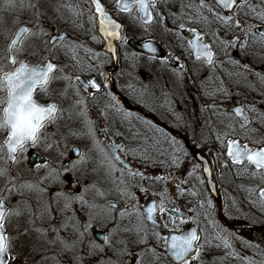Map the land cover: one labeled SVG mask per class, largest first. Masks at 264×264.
<instances>
[{
    "label": "flooded vegetation",
    "instance_id": "flooded-vegetation-1",
    "mask_svg": "<svg viewBox=\"0 0 264 264\" xmlns=\"http://www.w3.org/2000/svg\"><path fill=\"white\" fill-rule=\"evenodd\" d=\"M208 1L212 2V0ZM100 2L109 16L122 26V39L118 40L116 44V61L102 51L104 42L97 32V20L94 24L89 23L88 0H47L46 4H37L36 11L40 13L37 24L33 21L23 22L13 31L15 32L21 26H26L32 32L37 31L38 33L37 25H39L48 33V35L28 36L20 46L23 49V54H18V58L27 56L32 63H36L42 58L41 56L28 55L35 46L38 45L43 51L49 36H65L66 39L63 42L59 40L52 42L54 47L50 52L43 51V55L50 56L51 62L63 69L62 72L57 71L55 75L57 77L67 75L71 77L73 83H75L76 76H80V81L84 83L89 79H94L101 85V92L89 94L82 88L79 89V96L81 95L84 101L94 104L93 110L89 114L92 119V127L89 122L83 121L77 124L72 123L75 125L71 127L70 116H68L69 109L62 103L69 98L70 88L67 89L66 94H63V89L67 87L68 82L62 79L54 80L49 86V95L37 93L35 97L42 104L54 102L58 107V119L55 123L48 125L46 130L47 142L51 143L53 147L45 150V144L42 142L39 146L30 148L21 157V162L18 164H11V162L5 164L4 160L0 159V167L10 168V175L16 177L17 187L19 184L31 182L39 183L40 187L44 188L43 192L22 189V195L14 191L9 195L11 197L9 200L4 191L5 182L8 183V180L6 177H0V195L7 198L6 207L13 209L18 205L21 213L19 216L9 215L5 222V232L11 238V254L15 256L10 264H164L165 245L163 239H157L153 232L154 227L148 225L146 221V228L141 227L140 219L133 208V205H137L141 211L146 202H151L157 209L163 205L166 210L182 211L183 221L179 219L172 221L169 215L158 210L155 215L167 231L181 232L189 225L194 226L200 237L197 246L200 249L203 245L207 246L200 232L201 228L210 225L211 216L210 213L207 215L206 210L202 207L198 208L196 212L195 205L198 198L204 197L206 200H213L205 181H201V185L198 183L181 185L176 182L170 184V181H166L164 175L159 173L177 169L182 155L193 154L194 156L195 153H200L204 157L209 154L221 155L223 152L218 136L226 147L229 138L226 134L216 132L215 137L218 140H214L213 109L210 110L211 120L208 124L206 123L204 133L200 132V129L196 132V125L194 127L185 125L187 130L190 129V133L187 138H184L175 131V127L167 125V120L170 118L165 115L163 103H159L160 99H153L148 94L149 89L143 86L146 80L144 73L139 72L140 80H136L133 76L131 60L137 59L141 61L137 64L144 66L150 63L158 66L163 60L168 65L167 68L165 67L166 71L171 69L177 71L181 65H186L189 72H191L190 67L199 62L204 66V69L199 70V73L197 72L195 75L193 72L190 74L191 82L199 91L212 90V82L216 80L215 88L221 90V82L224 77L219 75L214 67L215 57L212 65L193 58L188 42L192 36L190 29L195 28L185 24V20L180 17L179 12L174 13L179 8L177 4H172V0H159L156 8L149 9L153 12V20L150 24H143L140 21L138 10L135 8L129 12H119L117 10L119 0H100ZM125 2H131V0H125ZM70 7L80 15H75ZM157 10L160 12V17L155 16ZM161 18H163V23L160 22ZM180 24H184V28L178 32ZM165 27L173 28L175 33H179L173 37V43L176 46L174 54L166 61L164 52L166 49H163L156 32L157 29L163 30ZM197 32L199 31L197 30ZM200 35L202 37V34ZM93 36L96 37L95 40ZM10 38L11 36H0V56L3 55ZM149 40L163 51L161 59L149 60V56L134 51L128 44L129 41ZM202 40L205 39L202 37ZM133 53H136L138 58H133ZM3 63L6 62L0 60V64ZM101 72L109 77L107 88L103 87L105 81L100 76ZM71 89L75 94L76 90ZM107 93L117 97L118 106L122 111L117 110V106L110 100ZM143 97L152 98V102L143 100ZM180 104L184 105V103ZM238 105L242 108L240 104L234 106ZM183 111L184 118H186L190 114V110ZM228 112L230 113V110ZM233 119L236 120L234 117ZM95 122L98 123L99 131L96 130ZM236 123L241 125L238 121ZM156 129H162L163 132ZM173 138L177 142L176 144L172 143ZM2 139L3 134L0 133V140ZM94 140L101 142L99 147L94 144ZM56 142H59L60 148L63 149V155L55 146ZM113 144L122 146L123 149L114 153L122 161V163L116 164V171L109 168L108 160L105 157V152L111 151L106 146ZM177 147L182 150L177 151ZM260 147H264V144H258V148H255L259 149ZM207 149L211 151H207ZM74 150H78L84 155V162H79L80 158ZM226 150L227 148L224 149V154H226ZM45 162L57 168L59 175L53 174L45 179L48 176V170L43 167ZM125 165L127 168L124 167ZM226 167L230 170L235 166L226 163ZM65 169L68 170L65 171ZM121 169L123 172L120 171ZM128 169L131 170V173L134 170L145 173L155 172L157 175L142 174L143 179L141 175L132 179L129 177ZM122 174L129 178H119ZM158 177L162 179H157ZM214 181L221 200L219 191L224 190L222 189L223 185L221 181H216L215 176ZM177 186H179V191ZM141 187L147 191H142ZM232 187L237 188L234 189L240 194V199H246L241 196L239 185ZM122 190H124L123 194ZM57 193L63 195H57ZM161 194H164L163 199ZM80 196L89 204H95L98 207L89 209L87 205L82 206L80 200L76 199ZM130 196H134L135 199H130ZM65 203L70 205L69 208L65 209ZM109 204L116 205L117 210H106L105 206ZM125 207H127V213L121 219L120 213L125 210ZM45 208H49V211L44 212ZM189 211L194 213L193 217L190 214L193 221L186 223ZM90 215L91 228L81 238L76 228L88 223ZM216 215L217 219L222 221V213L216 212ZM112 216H115L116 221L119 222L120 231L110 236V244H104V235H107L111 228L116 227V223L111 220ZM223 224L224 227H228V223ZM202 225L204 226L202 227ZM138 227H141L139 233L137 232ZM125 228L128 230L124 231ZM240 228L236 234L240 235L241 240H244L243 230L245 227ZM53 229L57 231H53ZM233 229L232 227L230 231ZM156 232L160 237H165L158 230ZM218 234L219 232L212 231L211 241L218 239ZM141 237L144 238L143 242ZM61 240L69 244L73 241L76 243L69 250L64 247ZM254 240L256 239H253L252 242ZM252 244L256 245L255 242ZM93 245H100V247L97 248ZM237 264L240 263L237 262ZM242 264H248V261H244ZM254 264H264V260L258 263L254 262Z\"/></svg>",
    "mask_w": 264,
    "mask_h": 264
},
{
    "label": "rangeland",
    "instance_id": "rangeland-1",
    "mask_svg": "<svg viewBox=\"0 0 264 264\" xmlns=\"http://www.w3.org/2000/svg\"><path fill=\"white\" fill-rule=\"evenodd\" d=\"M46 2L47 0H31V3L36 5L46 4ZM250 2L259 4L260 0H250ZM207 3L211 6L212 2L207 0ZM2 7L3 0H0V8ZM36 10L37 7L21 10L19 8V0H17V7L15 9L11 11H0V36H11L18 25L23 22L27 23L33 21L37 24ZM252 16V13H249L247 16L244 15L243 12L238 14V20L245 29L248 25L253 26L252 31L247 34L244 49L238 46L225 47L220 43L221 40L227 42L236 38H239L237 40L238 44L245 43V32L242 31L241 28H236L233 24L229 33H216L217 39H215V47L219 53L213 56V58L215 57L214 67L219 74L223 75L224 79L220 87L221 90H223L221 92L222 94L217 97L218 99L214 103L205 101L204 95L206 91H199L190 79L191 72L195 75L199 70L204 69L201 63L197 62L192 65V67H190L191 72H189L186 65H184L183 68L180 67L177 71H172V69L166 71L165 67L167 68L168 65L165 62L160 63L158 66L151 63L144 66L137 64V62H141L137 59L131 60L133 64L131 70L133 71V76L136 80H140L138 75L139 72L144 73L146 80L143 86L149 89L148 94H150V97L157 100L160 99L158 102L163 103L165 115L170 118L167 120V125L175 127V131L184 138H187L190 133V129L187 130L185 125L188 127H194L196 125V132L200 130V132H205L206 123L208 124L211 120L210 110L212 109V112L215 113L216 116L218 115L222 123V126L217 128V132L222 134L232 133V131L237 128L234 122L236 120L233 119V116L228 110L232 109L231 107L234 105L240 104L244 110V115L249 119V123L245 128L247 132L254 137L255 142L253 145L258 146V144H264V122H261L264 121V45L257 42L258 36L253 34L254 29L259 28L261 25L255 24L259 21L257 19L251 22L250 19H254ZM173 30V28L165 27L163 30L157 29L156 31L163 49H166V51H164L165 61L171 58V55L174 54V48L176 47L173 43V37L175 36ZM182 30L183 29L180 28L178 32ZM33 32L37 33V31ZM151 32L153 31L151 30ZM245 65L247 67H245ZM208 84L211 85L210 82H208ZM216 84L217 80L215 82L213 81L212 87L215 88ZM251 87L256 90V93L251 92L253 90ZM150 97H143V100H150L152 102V98ZM80 100H83V97L81 95H75L70 88L69 98L66 102H62L64 105H67L69 109L68 116H70V126L73 127L75 124L83 121L89 122L90 127H92V119L89 114L93 110L94 104L84 100L83 103H78ZM180 103H184V105ZM182 109L190 110L189 115L191 117L189 118L187 114L188 116L184 118L185 114ZM241 144L247 145L244 143ZM208 149L207 151H211ZM201 152L204 151L201 150ZM205 157L213 166V175L216 181H221L223 185L222 189L224 190H220L221 192L219 191L221 202L218 204L212 199L206 200L204 197L202 199L198 198L195 203L197 207L196 212L198 208H204L207 215L210 213L211 220L209 222L210 225L206 228L202 225L203 228H201L202 231L200 232L207 246L203 245L201 247L200 258L196 261H192L191 264H237V262L242 264V262H247L249 260L255 263L263 261L264 209L262 208L264 206L261 205L260 207L256 205L254 209L250 205L252 200L257 198L258 190L260 189L258 183H253L251 181L255 176L248 171L244 163L239 166L243 168L236 167L233 171L232 169H227L226 163L228 160H226L224 154H209L207 156L205 155ZM179 162V167L177 169L160 172L159 174H163L166 181H170V184L176 182L181 185H187V183H198L201 185L203 177L201 171H199L200 166L193 170V164H197L193 154L182 155L181 161ZM189 172H192L191 176L188 175ZM137 173L145 174L146 176L157 175L155 172L145 173L134 170L132 172V174ZM135 176L137 177L140 175L129 174V177L132 179H135ZM129 177L122 174L119 178L124 179ZM254 179L259 180L257 177ZM6 184L7 182H5V186ZM233 185H239L241 187V196L246 197L245 200L239 198L240 194L236 191V187H232ZM5 194L6 197L11 200V197H9L10 194L7 191H5ZM192 212L193 211H189V218L186 223L193 221L191 215L193 217L194 213ZM216 212L222 213V221L217 219ZM223 223H228V227H224ZM232 227L234 228L232 230L233 232L230 231ZM240 227H245V230H243L244 240H241L240 235L236 234L242 229ZM212 231H215V233L219 232L218 237L221 236L229 239L230 247L225 248L222 239H216L215 241L213 239L211 241L210 234ZM253 239H256L254 240L256 245L252 244L254 243L252 242ZM209 244H211V246L208 247ZM249 245H252V247ZM164 264H169L166 258Z\"/></svg>",
    "mask_w": 264,
    "mask_h": 264
},
{
    "label": "snow or ice",
    "instance_id": "snow-or-ice-1",
    "mask_svg": "<svg viewBox=\"0 0 264 264\" xmlns=\"http://www.w3.org/2000/svg\"><path fill=\"white\" fill-rule=\"evenodd\" d=\"M159 0H131L130 3L124 2V0H119L117 3V10L119 12H129L131 9L135 8L140 13L139 19L143 24H150L153 20V12L149 9L156 8ZM89 8V23L95 22L98 18L99 20V32L103 35L104 39L108 40V50L113 51L111 41L115 39H122L120 35L121 24L115 22L106 11L105 7L102 5L100 0H88ZM94 6V11H93ZM17 7V0H3V7L0 8V11H11ZM36 4H32L31 0H19V8L21 10L25 8H36ZM183 8V5H182ZM259 9V10H258ZM70 10L74 12L75 15H80L79 12H75L73 9ZM206 10L215 20L222 24L225 27H232L233 24L236 28H241L245 32V43H237L236 39L230 41L221 40L220 43L225 47H240L241 49L245 48L247 34L252 31L253 26L248 25L245 29L243 25L238 20V14L243 12L244 15H249L252 13V18L259 20L264 24V0H260L259 4L251 3L250 0H212L211 6L207 3V0H200L199 5L196 7L197 16L201 14L202 11ZM220 10H228L225 14H221ZM247 10V11H245ZM37 20H39L40 13H36ZM156 17H160V12L157 10L155 12ZM18 19V18H17ZM133 19H136L133 17ZM207 22L208 17H203ZM161 23H163V18H161ZM175 23V21H174ZM39 28L38 33H34L30 28L26 26H21L19 29L12 33L10 42L7 44L4 53L0 56V60L5 61L6 63L0 64V133L3 134V139L0 140V159L4 160L5 164L11 162V164H18L21 162V157L28 152L30 148H35L39 146L42 142L45 144V150H49L53 147L51 143H48L47 127L50 124H53L58 119V107L56 103H47L42 104L37 101L36 94L43 93L45 96L49 95V86L54 80L62 79L68 82L67 87L63 89V94L67 93L68 88H74L75 94L79 96L80 88L88 90L89 88L96 89L97 92L100 91L101 85L98 84L94 79H89L86 83L80 81V76H76L75 83L72 82L71 77L64 75L57 77L55 73L57 71H63L51 62L50 56L43 55V51L50 52L54 47L53 41L59 40L63 42L66 38L63 35H57L55 37L49 36L48 41L45 42V48L42 51L39 46H35L33 50L28 54L32 57L41 56L36 63H32L27 56L24 58H18V54H23V49L20 47L25 38L28 36H38V35H48L46 30L43 27ZM181 29L184 28V24H180ZM147 30V29H145ZM194 39L188 42L189 48L195 53L196 60L203 59V62L212 65L214 64V53L211 50L210 46L202 42V37L197 32L196 29H190ZM179 35V33H174ZM214 39H217L216 34L213 33ZM95 40L96 37L93 36ZM261 45H264V32L258 34V41ZM143 47L152 55H149V60H155V53L157 49L153 47L151 42H145ZM133 58H138L136 53L132 54ZM164 62L163 60L161 61ZM181 68L184 65L180 66ZM245 67H247L245 65ZM7 69V70H6ZM100 76L103 77L105 83L103 84L104 88L108 87L109 77L104 73H100ZM110 100L114 102V105L117 106L118 111H122L119 108V101L115 95L107 93ZM83 100L78 101V103H83ZM254 111V109H253ZM235 115L241 117V128H245L249 123V119L244 115L243 109L241 107H236L234 109ZM157 131L163 132L162 129H156ZM218 139L221 140V148L224 147L223 140L218 136ZM99 141L94 140V144L99 147ZM173 144L177 142L173 138ZM59 150L60 154L63 155V149L60 148L59 142H56L55 145ZM111 149L110 152H105V157L108 160V166L112 171H116V164L122 163L120 157L115 155L116 151L123 150L122 146L118 145H109L106 146ZM103 151V149H101ZM177 147V151H181ZM79 156V162H84L85 157L82 153H79L78 150H74ZM227 155L231 159V162L234 165L243 164L247 161V164L254 167L257 171L264 174V147H260L258 150H252L247 145L241 147L239 143L235 140H229L227 143ZM43 167L48 170V177L53 174L59 175L58 169L52 167L49 163L45 162ZM127 168V165L124 166ZM196 167H199L198 164H193V170ZM68 169H65L67 171ZM123 172V169L120 170ZM130 175H141L142 174H132L131 170L128 169ZM204 171L207 172L208 169L204 168ZM10 168L0 167V177H7L8 183L5 186V191L9 194H12L14 191L19 192L21 195L22 189L28 191H39L43 192L44 188L40 187V184H33L31 182H25L19 184L17 187L16 177L10 175ZM255 174V173H254ZM189 176L192 175V172L188 173ZM18 176V174H17ZM162 179V178H157ZM42 183V181H41ZM8 185H11L9 187ZM178 191L179 186H177ZM142 191H147V189L141 187ZM122 190V194H123ZM57 195H63L62 193H57ZM103 195V193H100ZM162 199L164 194H161ZM130 199H135L134 196H130ZM6 197L0 195V264H10L12 260L15 259V256L11 254V238L5 232V222L9 215L19 216L21 213L19 211V206L17 205L13 209L6 207ZM71 199V198H66ZM80 200L82 206L87 205L89 209H95L98 206L95 204H89L82 196L76 197ZM259 200L261 205L264 206V188L259 190ZM210 203V202H209ZM69 204L65 203V209L69 208ZM108 211L117 210L116 205L109 204L105 206ZM134 211L140 219L141 227L146 228L145 221H152L155 224L154 213L158 210L161 213H164L166 209L161 205L159 209L155 206L148 207L146 213H142L137 205H133ZM49 208H45L44 212H48ZM127 213V207L125 210L120 213L121 219ZM131 215V213H128ZM43 215V213H41ZM111 220L116 223L115 228H111L107 235H104L103 243L110 244V236L114 235L116 232L120 231L119 222L116 221L115 216L111 217ZM141 227L137 228L139 233ZM166 227V225H165ZM91 228V215L88 223L80 225L76 228L79 236L82 238L84 234ZM128 229L125 228L124 231ZM39 231V229H37ZM53 231H57L53 229ZM154 234L157 236V239H163L164 245L167 252L170 254L169 264H191L192 261H196L200 258V247L197 246V242L200 237L196 230L188 232L186 235H172L170 237H160L159 233L156 232V229H153ZM218 239L223 240V245L225 248L230 247L229 239L223 237H217ZM144 238L141 237L143 242ZM61 243L66 249H71L75 246L76 241H73L71 244L67 243L64 240H61ZM94 247H100V245H93ZM252 247V245H249ZM248 264H254L251 260L248 261Z\"/></svg>",
    "mask_w": 264,
    "mask_h": 264
},
{
    "label": "trees",
    "instance_id": "trees-1",
    "mask_svg": "<svg viewBox=\"0 0 264 264\" xmlns=\"http://www.w3.org/2000/svg\"><path fill=\"white\" fill-rule=\"evenodd\" d=\"M177 4L178 5V12L180 13V17L183 18L185 20V24H189V26L191 25V27H194L196 30H198L200 32V34H202V37L211 45L212 50H214V53L218 54L219 52L216 49V45H215V39L213 37V33H218V32H225V33H229L231 31V27H225L222 24L218 23L214 17H212L206 10L202 11L201 14L199 16H197L196 13V7L199 5L200 0H172V4ZM173 4V5H174ZM183 5V8H182ZM174 13H177V11H175ZM203 17H208L207 22L203 19ZM251 22L256 19H250ZM255 24H259L261 26H264V24H262L260 21H257ZM219 74V73H218ZM221 75V74H219ZM252 88V87H251ZM249 88V89H251ZM253 89V88H252ZM223 90H219L217 88H213L212 90H207L206 94L204 95V100L214 103L215 101H217V97H219L222 93ZM251 92L256 93V90H252ZM213 119H212V123L214 126V140H218L215 137V133L217 132V128L219 126H222V123L219 119V117L216 116L215 113L212 114ZM235 125L237 126V128H235L232 133H228L226 134V136L228 138L231 139H236L239 140L241 143L247 144L251 147H257L258 146H254V137L252 135H250V133L247 132L246 128H241V125L237 124L236 121ZM248 134V135H247ZM224 149H225V145L222 148V154H224ZM248 168V171H250L251 174H253L255 177L259 178L258 179H252L251 181L253 183H258L260 186L259 188H264V174H262L259 171H255L253 169H251V167L249 166H245ZM241 168V167H239ZM243 168V167H242ZM233 170L235 168H232ZM238 170V168H237ZM255 173V174H254ZM256 185V184H255ZM256 187V186H255ZM259 189V190H260ZM258 190V191H259ZM250 205L255 209L256 205L261 207V202L257 196V198L253 199L252 202L250 203ZM264 209V207L262 208Z\"/></svg>",
    "mask_w": 264,
    "mask_h": 264
},
{
    "label": "water",
    "instance_id": "water-1",
    "mask_svg": "<svg viewBox=\"0 0 264 264\" xmlns=\"http://www.w3.org/2000/svg\"><path fill=\"white\" fill-rule=\"evenodd\" d=\"M125 2V0H124ZM130 3V2H128ZM93 11H94V6H93ZM223 14H225L228 10H220ZM138 14L140 15V13L138 12ZM97 22H98V35L100 36V38L103 40L102 42H104V45L102 47V51L105 52L106 54H108L109 56H111V58L116 61V44L118 43V40L120 39H115V40H112L111 41V45H112V49L113 51H109L108 50V40L104 39L103 35L99 32V20L98 18L96 19ZM118 23V21H115ZM19 29V28H18ZM17 29V30H18ZM16 30V31H17ZM260 32H264V27H260V28H256L254 29V34H259ZM192 34V33H191ZM120 35H121V31H120ZM194 39L193 35L190 36V40ZM189 40V41H190ZM145 42H151L150 40L149 41H142V42H133V41H129L128 44L132 47V49L134 51H137V52H140L142 54H145L147 56L149 55H152L151 53H149L144 47V43ZM203 43H206L208 44L205 40H202ZM151 44L153 45V47H155L157 49V52L155 53V56L156 58H160L163 56V51L156 45L154 44L153 42H151ZM191 49V48H190ZM191 52H192V55H193V58H196L195 57V53L193 52V50L191 49ZM203 61V59H201ZM113 61V62H114ZM205 63V62H204ZM207 64V63H206ZM83 89V88H82ZM84 90V89H83ZM84 92L86 93H89V94H96V93H100L101 92V89L99 92H97L96 89H92V88H89L88 90H84ZM236 107H239V106H236ZM235 107V108H236ZM231 112L233 113V115L235 116V118L238 119V121L241 123V117H237L235 115V112H234V109L231 110ZM98 123L95 122V126H96V130L99 131V128H98ZM229 141V140H228ZM240 145V144H239ZM242 147V146H241ZM251 149V148H250ZM253 150V149H252ZM255 151V150H254ZM226 156H227V159H229V161L231 162V159L228 157L227 155V152H226ZM195 157V160L197 161V163L200 165V171L202 173V176H203V179L205 181V184L208 188V191L209 193L211 194L213 200L216 202V203H219V196L217 194V191H216V185H215V181H214V177H213V172H212V168H211V165L209 163L208 160H206V158L204 156H202L200 153H195L194 155ZM232 163V162H231ZM244 163L247 164V161H245ZM233 164V163H232ZM239 165V164H237ZM252 167V166H251ZM204 168H207L208 171L205 172L204 171ZM254 168V167H253ZM255 169V168H254ZM256 170V169H255ZM145 206L142 208L141 212L142 213H146L147 211V208L148 207H153L152 203L151 202H146V204H144ZM165 213L167 215H169V217L171 218L172 221H175L177 219L183 221L184 220V214L182 211H172V210H166ZM156 212L154 213V216H155V224H153L152 221H146L148 225L154 227L156 230H158L159 232L163 233V235H165V237H170L172 235H186L188 232H191L193 230H196L197 229L194 227V226H188L187 228H185L183 231L181 232H172V231H167L166 229L163 228V226L161 225L160 221H158L157 219V216L155 215ZM198 235H199V232L197 231ZM198 244V242H197ZM164 255L166 257V259L168 260L169 262V257H170V254L167 252L166 250V247H165V251H164ZM174 264V262H173Z\"/></svg>",
    "mask_w": 264,
    "mask_h": 264
}]
</instances>
